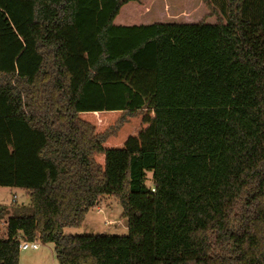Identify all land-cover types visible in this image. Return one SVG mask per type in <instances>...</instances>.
<instances>
[{
	"label": "trees",
	"instance_id": "1",
	"mask_svg": "<svg viewBox=\"0 0 264 264\" xmlns=\"http://www.w3.org/2000/svg\"><path fill=\"white\" fill-rule=\"evenodd\" d=\"M0 188V264H264V0H0Z\"/></svg>",
	"mask_w": 264,
	"mask_h": 264
},
{
	"label": "rangeland",
	"instance_id": "2",
	"mask_svg": "<svg viewBox=\"0 0 264 264\" xmlns=\"http://www.w3.org/2000/svg\"><path fill=\"white\" fill-rule=\"evenodd\" d=\"M198 13L197 10L192 11L191 16L194 17ZM148 179V185H150L151 174H148ZM0 207L5 208L11 215L28 216L31 214L28 195L25 191L17 188H0ZM99 210L100 213L98 214ZM122 213L123 210L118 201L111 196H105L101 199L100 203H98V206L88 213L80 229H66L64 232L66 235L71 236H128L127 222L122 217ZM3 227L4 223L0 222V231H2ZM40 249L42 251L49 249L51 254H47L45 260L42 259V263L32 262L30 264H58L54 245L40 244ZM22 253L23 250L20 252L19 264H29L22 260Z\"/></svg>",
	"mask_w": 264,
	"mask_h": 264
},
{
	"label": "crops",
	"instance_id": "3",
	"mask_svg": "<svg viewBox=\"0 0 264 264\" xmlns=\"http://www.w3.org/2000/svg\"><path fill=\"white\" fill-rule=\"evenodd\" d=\"M14 189H16V188H14ZM5 236H6V226L4 224V227L2 228V231H0V238H4ZM47 254H51V251L49 249L42 251L40 249V247H39L38 250L23 251L22 260L26 261L29 264L32 263V262H40V263H42V259L45 260ZM23 256H25V257H23ZM28 258H30V259H28Z\"/></svg>",
	"mask_w": 264,
	"mask_h": 264
},
{
	"label": "built area",
	"instance_id": "4",
	"mask_svg": "<svg viewBox=\"0 0 264 264\" xmlns=\"http://www.w3.org/2000/svg\"><path fill=\"white\" fill-rule=\"evenodd\" d=\"M100 213V210L98 211V214ZM40 247L38 242H23L20 245V250L27 251V250H38Z\"/></svg>",
	"mask_w": 264,
	"mask_h": 264
}]
</instances>
